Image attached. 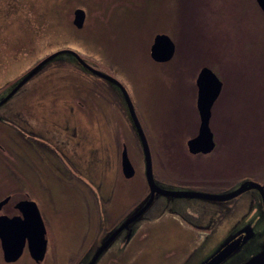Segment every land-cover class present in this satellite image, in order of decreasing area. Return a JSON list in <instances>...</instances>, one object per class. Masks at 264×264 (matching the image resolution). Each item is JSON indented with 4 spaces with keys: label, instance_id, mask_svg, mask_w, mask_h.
Listing matches in <instances>:
<instances>
[{
    "label": "rangeland",
    "instance_id": "rangeland-1",
    "mask_svg": "<svg viewBox=\"0 0 264 264\" xmlns=\"http://www.w3.org/2000/svg\"><path fill=\"white\" fill-rule=\"evenodd\" d=\"M109 1L104 2L109 9L106 12H94L92 8V3L97 6L103 2L86 1L92 10L88 11L80 29L70 24L66 14L52 15L44 7V0H40L41 10L37 15L28 9L25 18L17 12H0V97L11 86L8 83L17 81L31 65L56 49L70 47L95 66L112 68L126 88L148 142L152 173L166 175L175 183L196 181L194 177L204 180L205 176L214 175V191H222V187L247 175L264 180V13L256 1ZM23 25L32 26L36 32L28 33ZM158 32L168 34L175 44L171 63L156 64L148 59L153 35ZM58 57L72 58V55L61 53ZM203 65L211 68L222 81L209 120L216 145L208 155L192 156L186 149V140L198 128L195 77ZM40 71L26 80L14 96L39 79ZM89 78V83L84 81L86 88L82 87L91 96L88 202L69 205L67 200L58 203L52 199L50 174L40 160L31 169H38L41 177H28L35 185L27 191L38 201L47 233L46 251L40 264H84L104 239L105 231L113 222L101 220L105 207L99 198L98 172L118 167L121 142L135 171L130 178L119 179L113 199L118 210L116 215L126 212L146 189L142 150L120 90L113 86L122 109L105 108V112L99 113L93 105L106 103L97 96L98 90L94 91L92 84L102 80L92 75ZM53 87L52 83H42L40 89ZM1 143L9 151L10 145L5 140ZM195 160H202L203 165L196 167L192 164ZM163 162L165 171H161ZM20 168H25L21 162L7 163L0 157V195L7 186H18L13 175ZM6 169L9 176H5ZM129 187L134 189L133 195H128ZM248 197V193L242 192L227 204H210L198 198L173 199L189 217L201 223L212 220V229L203 244L202 236L188 242L177 227H171L168 219L164 222L168 229L163 228L164 220L159 221L148 226L146 235L132 234L126 243L122 242L123 235L118 234L107 248L131 251L127 264L195 263L244 215ZM174 208L170 202V209ZM156 215L149 209L130 224L138 226L146 216ZM85 251L88 254L82 256ZM190 253L189 260L183 259ZM238 261L234 257L231 264ZM0 264L34 262L22 253L16 261L0 259Z\"/></svg>",
    "mask_w": 264,
    "mask_h": 264
},
{
    "label": "flooded vegetation",
    "instance_id": "flooded-vegetation-1",
    "mask_svg": "<svg viewBox=\"0 0 264 264\" xmlns=\"http://www.w3.org/2000/svg\"><path fill=\"white\" fill-rule=\"evenodd\" d=\"M73 1L75 2L73 3ZM86 1L88 2V0H44V7L48 8V11L54 16H58L60 13L66 14L67 20L70 21V24L74 28L80 29L84 26L88 11L92 10V8H94V12L95 10L103 12L109 11V9L105 8L104 2H111L109 0H91V2L99 1L104 4L101 5V3H99L96 6L92 3L93 7L89 8ZM40 5V0H0V12L6 14L17 12L25 18L24 13L27 9L33 11L35 15L39 14L41 10ZM76 8H81L84 11V19L80 27H77L73 23V12ZM23 27H26V25H23ZM26 30L29 31L28 33L36 32L32 26H27ZM61 49L73 50L87 65L82 64L79 59L75 58L73 55L72 58H59L58 56L52 57L36 71L39 72L46 66L45 69L40 71L38 75L39 79H36L39 80L38 82H35V80L28 89H24L20 92V94H16L14 96L15 92L19 89L18 88L9 97L4 99L13 85L29 70H31L39 62L38 61L31 65L17 81L8 83V85L11 84V86L0 97V140H5L10 145L9 151H5V148L3 147L4 145L0 141V157L7 163L11 160H17L22 163L23 167H25L20 168L18 173L13 175L18 180V186H7V189H3V192L0 195V200L7 197L6 202H4L0 207V214L8 217L14 215L23 216L22 212L15 206L20 200H33L38 207V201L35 199V196L31 192L27 191L31 190L35 185L29 181L28 177H41L38 169H31L32 164L37 160L44 162V165L47 167L45 170H47L50 174L52 199L58 203L67 200L69 205L79 202L85 204L88 202L90 188V127L88 117L91 108V96L90 92L88 90H83L82 87L86 88L84 84L86 82L89 83V75L102 80L101 83H93L92 85L95 87L94 91L98 90L97 96L99 98L101 97L104 103H106H102L103 106L99 103L97 105H93V107L97 109L99 113L105 112V108H107L108 111L118 108L122 109L121 100L113 89V86L115 85L92 71L93 69L103 71L119 80V78L112 71V68L109 67L105 69L97 65L95 66L93 63H90L88 59H84L76 50L70 47H62L54 51ZM63 53L71 54L67 51ZM42 83H52L54 84V87L52 89H40ZM97 87L98 89H96ZM12 96L13 98L6 104ZM92 100L94 99L92 98ZM108 101L109 103L107 104ZM95 102H97V100H95ZM123 144L124 143L121 142L120 145L123 146ZM188 153L192 156L207 154L201 152L191 153L189 151ZM9 157H12L11 160ZM192 164L196 165V167L203 165L202 160H195ZM163 167L164 168H162L161 171H165L167 169L164 162ZM5 173V176L10 175L8 169H6ZM157 173L153 172V177L156 183L160 186L174 188L187 187L209 192L214 191V175H209V177L205 176L206 179L204 180L202 177H194L197 179L196 181L175 183L171 182L169 177L166 178V175H161L159 172ZM98 177L97 187L99 188V198L103 203V207H105V215L101 217V220L107 221L108 223L113 222L111 227L105 231L106 234V232H108L113 226L123 220L126 213L138 201H142L144 198L147 200L150 188L145 179V191L139 193V198L136 199L126 212L117 216L116 214L118 210L113 204V199L117 195V189L119 188V183L121 182L119 179L121 177L128 179L131 176L126 177L123 175L119 157L118 167L113 169L103 168L99 170ZM253 177L254 176L247 175L244 176L243 179L254 180L262 184L263 189L259 187L258 189L251 188L243 191L244 193H248L250 196L248 197V207L244 212V215L237 219L234 226H231L232 228H230L222 240L215 244L203 257L196 260L195 263L193 262L194 264L214 263L215 260L212 259L215 254L222 247L235 242V240H237V242H241L244 238H246L244 243L234 253H232L229 257H226L222 262L216 264H231V260L234 257L240 259L237 263L239 264L264 248V180L261 178L255 179ZM241 180L242 179L237 180L231 185L224 186L221 189L224 190L228 187H232ZM37 184L40 188V181ZM134 193V189L129 187L128 195H133ZM176 198L178 197H171L155 192L152 201L147 206L145 211L151 209L153 210V213L156 212L157 215L146 216L142 219V222L138 226L136 225L134 227L131 224L125 226L118 233L123 235L122 242L126 243L132 234H137L138 236L146 235L148 233L147 228L149 225H153L163 220L164 221L162 223H164L165 220L169 219L171 227H177L176 229H178L180 234L183 233L184 237L189 240L188 242L201 238L202 236L201 241L203 244L204 239H206L209 234V230L212 229V220L209 218V220L205 223H201L194 217H189V215L182 210V207H179L176 201L173 200ZM234 198L228 200L229 203ZM184 199H187L185 201H190V198ZM203 200L208 201L206 199ZM170 202L174 203V210L170 209ZM208 202L210 204H216V201L213 202L212 200H209ZM220 203L224 204L223 201ZM165 215L168 218H166ZM163 226L164 229H168L165 223ZM95 250H93L92 253L89 252L90 254L84 264H88V261L93 256ZM196 250L198 251L199 249ZM86 252L87 251H85L82 256L88 254ZM22 253H26L34 264H40L44 259V256L40 260H36L33 256H31L26 243L21 254ZM243 253H245V255H242ZM131 254V251L125 248L106 247L96 257L92 264H127V257L131 256ZM190 256L191 253L190 255L188 254L183 257V259L187 258V260H189ZM0 259L4 262H13L5 261L3 259L1 247ZM193 263L191 262L190 264Z\"/></svg>",
    "mask_w": 264,
    "mask_h": 264
},
{
    "label": "water",
    "instance_id": "water-1",
    "mask_svg": "<svg viewBox=\"0 0 264 264\" xmlns=\"http://www.w3.org/2000/svg\"><path fill=\"white\" fill-rule=\"evenodd\" d=\"M259 8L264 13V0H255ZM84 19V11L81 8H76L73 12V23L80 27ZM69 52L79 61L87 65L83 59L73 50L61 49L54 51L43 59H41L31 70H29L20 80H18L13 87L10 89L8 94L4 97L6 99L13 92H15L31 75H33L42 65L49 61L52 57L58 56L63 52ZM175 51V44L170 36L163 32L155 33L152 42L149 46V55L152 60L157 62H164L169 60ZM93 69V68H92ZM96 74L107 79L113 83L122 93L124 102L126 105L129 118L131 120L132 127L136 133L137 139L139 141L144 162V176L147 182V185L150 188L149 197L147 200L145 198L141 203L137 204L116 226L110 229L101 243L96 247V250L93 256L88 261V264H92L96 257L104 250L111 241L117 236V234L139 216L144 214L145 209L152 201L155 192L161 193L163 195H168L171 197L178 198H198L212 200L213 202H224L228 201L245 190L251 188H261L263 185L251 180V179H242L234 186L222 190V191H203L187 187H166L160 186L156 183L153 173H152V163H151V154L146 140L145 134L142 130L140 122L136 116L132 101L129 97V94L123 84L112 77L111 75L99 71L92 70ZM196 85V109L198 112V128L195 135L186 140L187 149L191 153H208L210 152L214 145L213 133L210 129L209 120L211 116V107L218 97L221 88L222 81L218 78L215 72L206 65H203L198 70L195 77ZM3 100V99H2ZM120 165L123 172V175L130 177L134 174V167L128 157L126 146H122L120 153ZM7 197L0 200L1 205L6 202ZM23 214V216L14 215L8 217L6 215L0 214V247L3 254V259L5 261H14L17 259L25 245L27 244V249L31 256L36 260L43 258L46 250V230L40 215L39 209L36 203L33 200H20L15 205ZM246 240L244 238L240 243L235 240L231 244H227L222 247L213 257L212 260H215L216 264L225 260L226 257H229L234 253ZM239 264H264V248L251 255L244 261Z\"/></svg>",
    "mask_w": 264,
    "mask_h": 264
},
{
    "label": "trees",
    "instance_id": "trees-1",
    "mask_svg": "<svg viewBox=\"0 0 264 264\" xmlns=\"http://www.w3.org/2000/svg\"><path fill=\"white\" fill-rule=\"evenodd\" d=\"M148 51V46H147V48H146V52ZM147 56H148V52H147ZM173 57H175V55H173L169 60H167V61H165V62H155V61H153L149 56H148V59L150 60V61H152L153 63H156V64H165V63H171V61H172V59H173ZM171 60V61H170ZM170 61V62H169ZM194 84V83H193ZM193 99H194V96H193ZM208 154H210V153H208ZM208 154H206V155H208ZM195 167V166H194ZM185 169V168H184Z\"/></svg>",
    "mask_w": 264,
    "mask_h": 264
},
{
    "label": "crops",
    "instance_id": "crops-1",
    "mask_svg": "<svg viewBox=\"0 0 264 264\" xmlns=\"http://www.w3.org/2000/svg\"><path fill=\"white\" fill-rule=\"evenodd\" d=\"M216 203H218V204H219L220 202H216ZM220 204H221V203H220ZM242 215H243V214H242ZM242 215H241V216H242Z\"/></svg>",
    "mask_w": 264,
    "mask_h": 264
}]
</instances>
